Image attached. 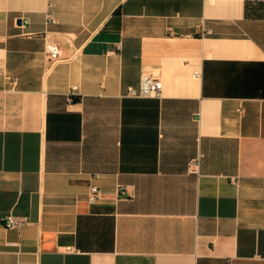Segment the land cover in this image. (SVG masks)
<instances>
[{"label": "crops", "instance_id": "0c3cea01", "mask_svg": "<svg viewBox=\"0 0 264 264\" xmlns=\"http://www.w3.org/2000/svg\"><path fill=\"white\" fill-rule=\"evenodd\" d=\"M0 264H264V0H0Z\"/></svg>", "mask_w": 264, "mask_h": 264}, {"label": "built area", "instance_id": "2783aa9c", "mask_svg": "<svg viewBox=\"0 0 264 264\" xmlns=\"http://www.w3.org/2000/svg\"><path fill=\"white\" fill-rule=\"evenodd\" d=\"M122 45L117 44V49H121ZM49 54L51 58H58L60 55V50L56 45L49 46ZM200 73L199 71L195 72V76H198ZM76 87H73L75 90ZM163 91V81L157 75L152 74H143L140 80V84L138 86H129L127 90V95L135 96V97H161ZM69 101H74L75 91L69 92ZM199 162L200 158L193 159L190 163L191 171L197 172L199 169ZM90 200L96 201L100 199L101 196V189L99 186L92 184L90 188ZM119 193L122 196H126L127 189L124 186L119 187ZM26 222V218L23 216H15V215H8L4 219V224L7 228H18L23 223Z\"/></svg>", "mask_w": 264, "mask_h": 264}]
</instances>
